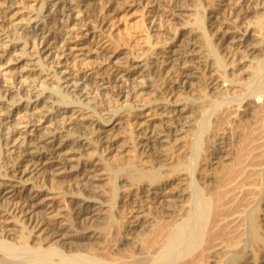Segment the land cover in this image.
<instances>
[{"label": "bare ground", "instance_id": "6f19581e", "mask_svg": "<svg viewBox=\"0 0 264 264\" xmlns=\"http://www.w3.org/2000/svg\"><path fill=\"white\" fill-rule=\"evenodd\" d=\"M105 1L0 10V264H264V0L236 2L254 4L232 23L255 17L233 34L214 30L234 0H144L148 50L119 68L88 47L124 8Z\"/></svg>", "mask_w": 264, "mask_h": 264}, {"label": "rangeland", "instance_id": "374dc122", "mask_svg": "<svg viewBox=\"0 0 264 264\" xmlns=\"http://www.w3.org/2000/svg\"><path fill=\"white\" fill-rule=\"evenodd\" d=\"M13 0H3L1 2L0 5V10L1 12H4L6 10V7L11 4ZM115 1H119V2H125L124 3V8H122L120 11H118L117 13H115L109 20L108 25L105 27L106 29V33L102 35L101 39H103V42L101 44H98V42H93V39L91 38L89 40L90 44H88L89 48L91 49H96L98 52H101L100 49H98L97 47H102L105 48V50H102V56H100V58L103 57V55L106 56H113V55H119L122 54V56H120V59L123 58V54H127L132 53V54H139L140 52H146L148 50V44L146 43V38L148 36V26L150 25V22L153 21V18L157 15V8L155 7V4H148V2L142 0V1H138L137 3L136 0H115ZM107 2V0L105 1V3ZM227 2V3H226ZM225 3H220L219 1H216L215 5H216V9L218 10H226V16H220V19L217 23V25H215V33L217 32L220 33L221 31L225 32L226 30H229V33L231 32L236 33V31H242L246 30L244 28H249V26L251 24V22L253 23V19H254V15L250 14L247 18H245L242 23H232L234 20H231L232 16H230V13L235 11V12H246V11H251L249 8V5H253L254 3L251 1H246L245 3L242 4H236V2L238 3V0H234L232 3H230L229 1H226ZM193 1L192 0H184V6L191 9ZM129 4V5H128ZM125 5H127L128 7H126ZM195 5V4H193ZM225 5H227L225 7ZM230 11V12H228ZM185 15V20L186 22L189 21L191 22L192 20L195 19L196 16V12L195 10L192 12H186L184 13ZM254 16V17H253ZM224 17V18H223ZM232 21V22H231ZM160 22V21H159ZM158 22V23H159ZM179 26L184 24V21H177L176 22ZM183 23V24H182ZM250 26V27H251ZM150 27V26H149ZM224 27V28H223ZM240 28V29H239ZM242 28V29H241ZM104 29V30H105ZM168 25H165L164 27H157L155 28L156 32H153L152 35L155 36L154 39L156 40V42L158 41H165L168 38L171 37V33L168 32ZM222 29V30H221ZM236 30V31H235ZM171 32V31H170ZM231 35V34H229ZM98 41V40H97ZM67 55H69V53H67ZM100 58L98 57V60H96L98 63L101 62ZM262 59V58H261ZM95 61V63H96ZM124 60H113V62L110 65H107L106 67H114V68H119V67H124L125 65H123ZM109 62V61H108ZM254 67H256L254 65ZM237 76H239L241 79L242 77H244L242 80L247 79L249 77V75H244L242 74V70H237L236 71ZM215 74V75H213ZM240 74L242 75V77L240 76ZM217 73L214 72H209L208 73V78L206 79V81H204L203 83L207 84V81H210L211 78L214 76H216ZM211 78H210V77ZM212 78V79H213ZM237 78V77H236ZM235 78V79H236ZM238 80V78L236 79ZM202 83V84H203ZM203 84V85H205ZM203 85L200 86L203 88ZM193 91H196V93H198V91L201 92V89H199V87H195V89ZM187 96H189L187 93H183L181 94V99L186 98ZM252 111V109H251ZM250 111V112H251ZM150 111H147L145 113V115L149 114ZM161 112V111H160ZM160 112H154L157 113L156 115L154 113L152 117H148L147 120H155L156 122H159L161 120H164L165 116H163L164 114H162V116H160ZM247 112H244V114H247ZM150 114V115H151ZM155 115V116H154ZM159 116V117H157ZM262 116V115H261ZM145 116L140 117V119H138L137 121H139L140 124L144 123L146 120H143ZM264 116H262L263 118ZM164 118V119H163ZM256 120V119H255ZM254 121H251L250 124L248 125V129L250 130L252 127L255 128L256 127V123ZM261 120V119H260ZM138 128V127H137ZM239 128H235V131H237ZM242 131V130H241ZM123 132V131H121ZM120 132V137H126L128 136L127 133H121ZM235 134V132H234ZM256 141H260L263 142L262 136L260 137H256ZM237 139V138H236ZM235 139V140H236ZM233 143H231L230 145L232 146H228L227 147V151L230 150V152L228 154L231 155V153L234 155L235 153H237V149L240 147V144H236L235 140L232 139ZM236 142H238L236 140ZM125 143V142H124ZM127 143V142H126ZM235 143V144H234ZM137 148H134L132 144H126L125 146V154L128 153V155L130 157H127L125 159L126 164H128L131 160H134L135 158V164L138 168H143L146 163H147V157L145 154H141L140 148L139 146L136 144ZM139 148V149H138ZM137 149V150H136ZM239 150V149H238ZM237 151V152H236ZM115 152L112 154L114 155ZM177 157L179 156L178 152H173L172 154H170V157ZM134 157V158H133ZM172 157V158H173ZM231 157V156H229ZM229 157L226 155H223V158H221L220 160L215 161V163L217 162L216 166H218L219 168H222V166H224L225 164L229 163ZM131 159V160H130ZM141 162V163H140ZM215 166V167H216ZM101 185H99V188ZM102 189V188H101ZM100 190V189H99ZM133 206L130 205L129 203H125L122 202L120 205L121 211H123V217H129L132 213H133ZM264 207V206H263ZM264 224V222H263ZM263 238H264V228H263V232H262ZM112 245V244H111ZM209 264V263H208Z\"/></svg>", "mask_w": 264, "mask_h": 264}]
</instances>
